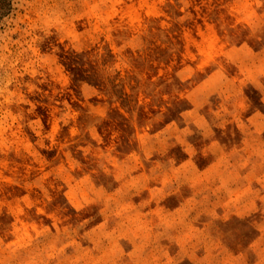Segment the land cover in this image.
<instances>
[{
	"label": "rangeland",
	"instance_id": "rangeland-1",
	"mask_svg": "<svg viewBox=\"0 0 264 264\" xmlns=\"http://www.w3.org/2000/svg\"><path fill=\"white\" fill-rule=\"evenodd\" d=\"M0 264H264V0H0Z\"/></svg>",
	"mask_w": 264,
	"mask_h": 264
}]
</instances>
